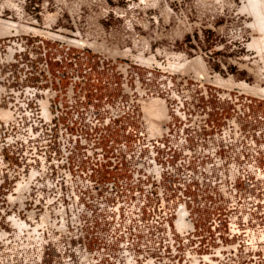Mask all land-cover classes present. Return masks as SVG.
I'll return each mask as SVG.
<instances>
[{"label": "rangeland", "instance_id": "374dc122", "mask_svg": "<svg viewBox=\"0 0 264 264\" xmlns=\"http://www.w3.org/2000/svg\"><path fill=\"white\" fill-rule=\"evenodd\" d=\"M262 1L256 0L261 11ZM247 2L0 0V20L16 23L9 30L0 21V94H11L19 113L28 111L27 103L40 106L57 147L56 158L47 166L28 163L23 169L0 160V264L20 263L21 252L37 251L35 244L25 247L20 239L38 236L44 222L70 218V207L84 201L87 177L80 170L90 164L83 161L78 171L81 154L89 152L97 158L98 149L103 148L104 158L95 161L90 179L106 185L128 175L135 163V145L144 153L154 145L159 156L169 147L190 150V167L196 168L198 160L193 158L200 152L197 139L202 124L207 125L205 133L218 135L221 141L227 121L236 118L254 133L261 131L264 142L263 98L247 95L238 86L229 90L213 84L217 75L264 87L263 49L259 48L260 53L249 47L260 35L251 26L255 16L240 11ZM72 39L90 46L79 48L68 42ZM199 58L208 77L201 78L200 71L196 74V68L185 65ZM173 64L179 68L169 67ZM154 98L167 104L168 117L159 122L162 132L167 126L169 136L158 139L160 145L152 140L149 126L156 120L143 109L144 102ZM44 102H48V114ZM0 118L10 119L11 114ZM185 138L187 143L181 145ZM65 147L70 150L66 152ZM175 164L171 160L170 165ZM50 169L59 179V190L42 195L39 183ZM69 172L72 178L67 180ZM253 182V190L264 187V177ZM187 210L196 220L195 210L190 206ZM208 212L207 217L214 218L226 211L211 207ZM262 219L255 236L264 249ZM248 243L242 245L249 247Z\"/></svg>", "mask_w": 264, "mask_h": 264}, {"label": "built area", "instance_id": "2783aa9c", "mask_svg": "<svg viewBox=\"0 0 264 264\" xmlns=\"http://www.w3.org/2000/svg\"><path fill=\"white\" fill-rule=\"evenodd\" d=\"M0 104L11 114L10 119L0 118V160L23 169L28 163H52L57 147L40 106L27 103L28 111L19 113L7 92L0 94ZM202 126L197 139L200 152L193 158L198 160L196 168L190 167V150L169 147L159 156L154 145L148 153L135 145V163L128 175L101 185L90 176L95 161L104 158L103 148L98 149L97 158L89 152L81 154L78 171L83 161L90 164L80 170L87 177L84 201L70 207V218L44 222L38 236L22 237L23 246L35 244L37 251L21 252L16 264H264V249L255 236L264 217V187L251 189L253 181L264 177L261 131L254 133L233 118L223 128L220 141L218 135L204 132L206 124ZM166 136L167 126L161 137L152 140L160 145L157 140ZM185 143L186 138L181 145ZM173 159L175 166L170 165ZM53 171L43 173L42 195L59 190ZM66 178H72L70 172ZM189 189L206 190L226 211L210 219L209 230L197 229L199 223L187 210Z\"/></svg>", "mask_w": 264, "mask_h": 264}, {"label": "bare ground", "instance_id": "6f19581e", "mask_svg": "<svg viewBox=\"0 0 264 264\" xmlns=\"http://www.w3.org/2000/svg\"><path fill=\"white\" fill-rule=\"evenodd\" d=\"M248 2H247V6L245 5V7H243L242 9H240V11H242V12H245V13H251L253 16H255L254 17V19H255V22L253 23V24H251V26H252V28L254 29V31L255 30H258L260 33V35H259V38H254L253 40H252V42H250L251 44H249V47L251 46L252 47V49H257L256 51L258 52V50H259V48L261 49H263L262 51L264 52V4H262V6H263V8H262V11L260 10V8H258L259 7V4H256V3H259V2H256V0H247ZM264 1H262V3H263ZM256 5H258V7L256 6ZM255 7H257L258 9H259V11H258V9L257 8H255ZM257 9V11H254V10H256ZM247 10V11H246ZM258 12V13H257ZM1 22H4V21H2V20H0ZM1 24V23H0ZM2 25V24H1ZM18 25V24H17ZM3 28H5V29H11V28H16V23H14V24H12V22H10V23H7V22H4L3 23ZM19 27V26H18ZM22 29H24L25 27L24 26H20ZM20 28V29H21ZM9 29V30H10ZM33 29H35V28H33ZM32 29V30H33ZM2 30V29H1ZM4 30V29H3ZM16 30V29H15ZM27 30H31V29H29V28H27ZM26 30V31H27ZM39 29H37V30H33L32 32L33 33H38V34H42L43 33V31H38ZM4 31H6V30H4ZM19 31V30H18ZM8 32V31H7ZM3 33H5V32H3ZM44 33H46V34H44V35H47V37H49V38H52V35H50V34H47V32H44ZM48 33H50V32H48ZM39 35V36H40ZM53 35H55V34H53ZM54 38H55V36H53ZM56 38H58V36H56ZM53 39V38H52ZM62 39H64V38H62ZM66 41H68V40H66ZM69 43H71L72 45H75V46H77V47H79V48H82V47H84V46H86V45H88V44H86L85 42H82V41H80V40H78V41H75V40H70V41H68ZM96 43V42H95ZM95 43H93V45H92V47L94 46V44ZM92 44V43H91ZM70 45V44H69ZM71 45V46H72ZM88 46H90V45H88ZM259 52L261 53V50H259ZM259 54V53H258ZM260 57H261V54L259 55ZM263 57V56H262ZM140 59H141V57H140ZM264 59V58H263ZM142 60V59H141ZM140 60V61H141ZM144 60V59H143ZM146 61H149L148 59L146 60L145 59V62ZM151 61V60H150ZM149 61V63H151ZM203 61V60H202ZM202 61H201V58H199V60L198 59H196V60H192L191 62L189 61V63L188 62H184L185 63V65H187L189 68H190V70L192 69L191 67H193V68H196V70H197V73L196 74H198L199 73V71H200V73H199V76L202 78V77H208V74H207V68H206V66H204V64L202 63ZM144 62V63H145ZM154 61H152V63H153ZM142 63H143V61H142ZM148 63V62H147ZM156 63V62H155ZM190 64V65H189ZM150 65V64H149ZM148 65V66H149ZM177 64H173V65H169V67L170 66H173L172 68H174L175 66H176ZM179 66V65H178ZM178 66H176L175 67V69L178 67ZM182 67L184 68V65L182 66H180V68L182 69ZM179 68V67H178ZM185 68H187V67H185ZM180 69V70H181ZM188 70V69H187ZM195 70V69H194ZM193 70V71H194ZM214 77V76H213ZM231 77V76H230ZM228 78V79H225V78H222V77H220V76H215V79L213 80V84L215 85V86H217V87H222V88H225V89H227V88H229V90H230V88H231V90H232V87H234V86H238V88L240 87L241 89H242V91H243V93H245V94H247V95H251V96H254V97H257V98H263V100H264V87L263 86H261V85H259V84H255V85H250V84H248V83H246V82H240V83H235L234 82V80H233V78L231 77V78ZM239 88V89H240ZM149 99H151V98H149ZM142 102H144V101H142ZM44 109L46 110V112H47V109H48V102H44ZM166 103H165V101L162 99V98H154V99H152V100H148V102H144V107H143V109H145L148 113H146V114H150L151 115V117H152V119L154 118V120H156L155 122L154 121H152V123H150L151 125H149L150 127H151V135L152 136H159V137H161L162 136V134H163V132H162V129H161V127H160V122L159 121H161L162 119H164L165 117H166ZM144 110V111H145ZM47 114H48V112H47ZM0 115L1 116H7L8 115V112H4V111H2V110H0ZM149 115V116H150ZM168 117V116H167ZM166 117V118H167ZM146 119H147V115H146ZM148 120V119H147ZM150 121V120H149Z\"/></svg>", "mask_w": 264, "mask_h": 264}, {"label": "flooded vegetation", "instance_id": "af4514ba", "mask_svg": "<svg viewBox=\"0 0 264 264\" xmlns=\"http://www.w3.org/2000/svg\"><path fill=\"white\" fill-rule=\"evenodd\" d=\"M187 196L190 199V207L195 210L197 215V222L201 224H209L210 217L208 210L213 207L216 210H220V200L218 198H213L209 192L204 189H189ZM206 200V202H204ZM208 200H211L208 204Z\"/></svg>", "mask_w": 264, "mask_h": 264}]
</instances>
